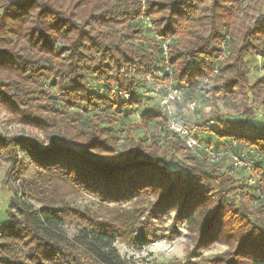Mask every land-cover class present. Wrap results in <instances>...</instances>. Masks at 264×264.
I'll list each match as a JSON object with an SVG mask.
<instances>
[{
	"label": "trees",
	"instance_id": "1",
	"mask_svg": "<svg viewBox=\"0 0 264 264\" xmlns=\"http://www.w3.org/2000/svg\"><path fill=\"white\" fill-rule=\"evenodd\" d=\"M158 85L243 108L245 118L185 121L200 145L245 152L255 184L227 160L197 158L168 130ZM255 106L264 108V0H0V112L37 134L0 132L7 174L25 160L32 171L17 177L21 197L0 224V264H124L114 242L148 245L169 213L167 237L184 223L192 244L178 264H264ZM139 119L157 128L148 143L133 139ZM82 192L97 197L96 210L66 203ZM213 244L225 250L204 258Z\"/></svg>",
	"mask_w": 264,
	"mask_h": 264
},
{
	"label": "rangeland",
	"instance_id": "2",
	"mask_svg": "<svg viewBox=\"0 0 264 264\" xmlns=\"http://www.w3.org/2000/svg\"><path fill=\"white\" fill-rule=\"evenodd\" d=\"M252 69L255 67L252 64ZM254 76H257L255 74ZM166 84V83H165ZM156 89L159 91V95H163L167 89L156 86ZM160 96L156 95L155 102L160 106ZM189 99L184 98L182 100H174L169 104V108H163L167 110L170 116H176L178 118L191 121L194 114H201V117L206 119H214L213 114H217V118L221 121L225 119H239L244 117L241 114L243 108L232 109L229 106L224 105L221 101H208L201 102L200 99H196V106L194 108L189 106ZM255 114L253 119L258 122H264V108L255 106ZM245 118V117H244ZM133 119V117L131 118ZM130 119V120H131ZM4 113L0 112V132L4 135H22V136H35L37 135L34 131L28 129H22L15 125H7L4 121ZM144 121V125H140L133 134L134 140H142L148 143V139L151 137L152 133L156 132L157 128L153 121L137 120ZM128 122L124 121V127L127 126ZM204 146V145H203ZM172 154L171 150L167 152V156L170 157ZM179 156L174 157V164L171 168H180ZM31 164L30 160H25L22 164V169L20 171V177L27 176L31 174ZM7 163L0 161V224L7 222V208L9 205L10 198L13 196L21 197V186L22 180L17 178L19 175L16 171L12 170L7 174ZM132 199L128 198L122 205L125 208H129L132 205ZM66 203L70 206L80 209V210H96L97 197L89 193L82 192L79 195L69 194L66 199ZM172 213L162 217L161 219L155 220L154 227L156 229V235L152 241L143 247L135 246L131 241H121L116 240L114 246L117 249L120 257L122 258L124 264H178L183 263L186 258L187 252L192 248L191 242L187 238V229L184 223L178 224V233L177 237L174 239H169L168 235V226L171 223ZM150 226H146V233L150 231ZM64 229L68 236H72L75 231V225L66 224ZM225 250V246L220 244H213L210 249H205L201 251V255L204 258H211L215 254H220Z\"/></svg>",
	"mask_w": 264,
	"mask_h": 264
},
{
	"label": "built area",
	"instance_id": "3",
	"mask_svg": "<svg viewBox=\"0 0 264 264\" xmlns=\"http://www.w3.org/2000/svg\"><path fill=\"white\" fill-rule=\"evenodd\" d=\"M167 43V41H166ZM164 50H166L165 43L163 44ZM166 51H164L165 53ZM157 96H160V107L169 108V104L174 100L184 99V94L181 89L169 88L165 91L163 95H159V91L155 89ZM127 97V95H125ZM189 106L194 108L196 106L195 101H189ZM212 120H208V124H212ZM186 121L184 119L178 118L176 116H171L167 127L168 130L175 133L176 137L180 138L185 146L193 152L197 158L204 160L207 163H219L223 160H227L234 168H243L246 173V179L249 184H255V179L250 177L249 172L251 170V161L246 157L245 152H231L223 148H212L209 146L200 145L197 138L194 137L191 132L186 127ZM259 196L262 197L263 194L259 192Z\"/></svg>",
	"mask_w": 264,
	"mask_h": 264
}]
</instances>
